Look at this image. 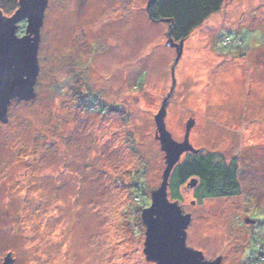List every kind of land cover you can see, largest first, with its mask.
I'll return each mask as SVG.
<instances>
[{
	"label": "rangeland",
	"instance_id": "1",
	"mask_svg": "<svg viewBox=\"0 0 264 264\" xmlns=\"http://www.w3.org/2000/svg\"><path fill=\"white\" fill-rule=\"evenodd\" d=\"M19 1L0 8L11 16ZM149 1L49 0L36 96L13 99L0 121V264L8 254L13 264H157L142 212L167 167L156 119L166 98L176 141L194 121V148L239 163L240 194L199 200L198 179L181 187L187 245L243 264L252 236L264 241V0L225 2L177 63ZM242 25L263 43L225 46L224 31L237 38Z\"/></svg>",
	"mask_w": 264,
	"mask_h": 264
},
{
	"label": "water",
	"instance_id": "2",
	"mask_svg": "<svg viewBox=\"0 0 264 264\" xmlns=\"http://www.w3.org/2000/svg\"><path fill=\"white\" fill-rule=\"evenodd\" d=\"M155 2L150 0L149 6ZM49 0H20L16 11L7 16L0 8V121L9 120V105L13 99L35 98V84L40 72L38 50L41 41V29L44 24L45 11ZM25 21V31L18 33L20 23ZM169 45L177 48L176 63L182 54L183 41L175 44L172 37ZM175 65L173 66L174 75ZM175 81V79H174ZM168 98L163 102L156 115L158 139L165 152L167 167L163 173L161 186L153 190L151 205L142 212L144 224L147 225L144 252L148 260L157 264H222L223 257L214 260L205 258L203 251L187 245V229L191 223L190 213H184L177 200H170L169 180L175 165L182 154L191 151L199 152L190 143V129L194 121H189L185 139L176 141L167 130L164 122ZM196 184L193 179L192 185ZM12 254H8L4 264H13Z\"/></svg>",
	"mask_w": 264,
	"mask_h": 264
},
{
	"label": "trees",
	"instance_id": "3",
	"mask_svg": "<svg viewBox=\"0 0 264 264\" xmlns=\"http://www.w3.org/2000/svg\"><path fill=\"white\" fill-rule=\"evenodd\" d=\"M228 0H155L150 6L148 13L153 21L168 20V36L177 41L185 40L190 33L213 13L219 12ZM168 25V26H169ZM26 22L20 23L18 33L22 35L25 31ZM243 28V29H241ZM255 28L240 27V33L236 38V29H227L222 36L225 46H243L247 41L257 45L263 43L258 40ZM239 30V29H238ZM253 30V32H251ZM255 32V33H254ZM235 34V35H234ZM262 35L264 33L262 32ZM249 37V39H248ZM254 42V43H253ZM239 48V47H238ZM240 49V48H239ZM241 50V49H240ZM182 162H178L170 176L169 191L174 200L181 198V187L190 179H198L196 186V197L202 200L205 197H227L241 193L239 181V163L237 158L231 161L223 155L213 152L187 153ZM143 192V191H142ZM141 194L139 193V197ZM138 216L144 208L143 201H138ZM139 224H137L138 226ZM254 233H252L253 235ZM256 236L250 243V251L246 252L243 264H264V241ZM246 250V248H245Z\"/></svg>",
	"mask_w": 264,
	"mask_h": 264
},
{
	"label": "crops",
	"instance_id": "4",
	"mask_svg": "<svg viewBox=\"0 0 264 264\" xmlns=\"http://www.w3.org/2000/svg\"><path fill=\"white\" fill-rule=\"evenodd\" d=\"M242 24H243V23H242ZM241 27H244V26L242 25ZM241 29H243V28H241ZM255 29H257V28H255Z\"/></svg>",
	"mask_w": 264,
	"mask_h": 264
}]
</instances>
